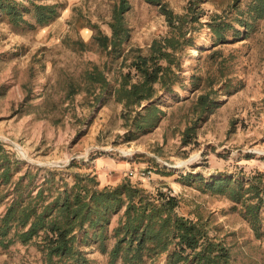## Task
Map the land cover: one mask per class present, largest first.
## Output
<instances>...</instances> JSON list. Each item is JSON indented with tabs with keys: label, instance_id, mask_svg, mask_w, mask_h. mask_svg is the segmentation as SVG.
I'll list each match as a JSON object with an SVG mask.
<instances>
[{
	"label": "rangeland",
	"instance_id": "374dc122",
	"mask_svg": "<svg viewBox=\"0 0 264 264\" xmlns=\"http://www.w3.org/2000/svg\"><path fill=\"white\" fill-rule=\"evenodd\" d=\"M10 1L29 11L33 2L57 5L59 13L49 25H36L33 12L14 22L0 6V146L22 161V173L39 170L43 177L76 163L71 172L96 175L101 187L130 180L152 194L162 190L179 198L180 215L208 224L233 264H264V238H256L240 207L205 184L258 175L264 181V19L249 33L239 22L251 0H165L177 14L199 2L203 17L180 81L159 93L160 122L147 132L130 128L137 112L126 120L110 92L129 70V51L146 54L168 34L158 5L128 0L123 25L130 38L112 51L95 37L113 36L120 0ZM216 17L228 28L227 43L218 44L210 29ZM94 66L110 82L102 96L84 90L83 74ZM143 171L150 177L130 176ZM199 175L203 180L195 179ZM6 209L4 202L0 216ZM87 250L96 264H106L96 248ZM0 264L48 262L37 242H16L0 246Z\"/></svg>",
	"mask_w": 264,
	"mask_h": 264
},
{
	"label": "trees",
	"instance_id": "16d2710c",
	"mask_svg": "<svg viewBox=\"0 0 264 264\" xmlns=\"http://www.w3.org/2000/svg\"><path fill=\"white\" fill-rule=\"evenodd\" d=\"M149 2L159 6L169 32L155 39L146 54L129 51L134 54L129 70L110 92L123 105L126 120L137 112L130 125L135 132H147L160 122L161 110L154 101L161 91H172L180 81L182 60L187 48L196 46L194 34L203 17L199 2L188 5L182 14L175 13L165 0ZM16 4L0 0L2 12L14 22L23 20V12H33L36 25H49L59 16L57 5L33 2L34 10L29 11ZM129 9L128 0H120L114 11L113 36L95 37L100 47L118 51L129 40L130 30L123 25ZM246 14L239 22L249 33L264 19V0H251ZM209 26L218 36V44L230 40L220 17ZM83 80L84 90L90 94L99 90L102 96L110 87L99 66L86 70ZM70 87L74 90L75 85ZM21 165L22 161L0 146V205H7L0 216L3 248L16 242H37L48 264H96L87 250L93 247L107 258L106 264H233L230 249L210 237L206 222L179 214L176 196L162 190L152 194L130 180L101 187L96 175L71 172L76 163L49 169L43 177L39 170L22 173ZM195 179L203 180L201 175ZM205 184L208 191L220 193L235 208L240 207L256 238H264L262 175L246 182L225 177Z\"/></svg>",
	"mask_w": 264,
	"mask_h": 264
},
{
	"label": "built area",
	"instance_id": "2783aa9c",
	"mask_svg": "<svg viewBox=\"0 0 264 264\" xmlns=\"http://www.w3.org/2000/svg\"><path fill=\"white\" fill-rule=\"evenodd\" d=\"M131 175V177H140V178H142L143 177V179L144 178H149L150 177V172H148V171H143V172H140V173H138V174H134V173H130Z\"/></svg>",
	"mask_w": 264,
	"mask_h": 264
},
{
	"label": "crops",
	"instance_id": "0c3cea01",
	"mask_svg": "<svg viewBox=\"0 0 264 264\" xmlns=\"http://www.w3.org/2000/svg\"><path fill=\"white\" fill-rule=\"evenodd\" d=\"M102 179V177H100Z\"/></svg>",
	"mask_w": 264,
	"mask_h": 264
}]
</instances>
